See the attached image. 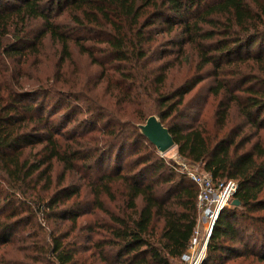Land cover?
Segmentation results:
<instances>
[{"label":"trees","instance_id":"obj_1","mask_svg":"<svg viewBox=\"0 0 264 264\" xmlns=\"http://www.w3.org/2000/svg\"><path fill=\"white\" fill-rule=\"evenodd\" d=\"M46 43L56 65L32 82L15 65ZM74 53L100 68L95 87L117 75L113 89L81 86L92 98L78 104L64 78ZM150 116L180 157L236 184L200 264H264V0H0V264L181 259L198 191L141 133ZM98 213L106 220L85 236L80 220Z\"/></svg>","mask_w":264,"mask_h":264},{"label":"rangeland","instance_id":"obj_2","mask_svg":"<svg viewBox=\"0 0 264 264\" xmlns=\"http://www.w3.org/2000/svg\"><path fill=\"white\" fill-rule=\"evenodd\" d=\"M54 50H55V47L52 44L46 43L44 47V52L40 57L31 58L26 63H18L17 65H15V69L22 70V72L26 74L25 77L32 82H35V77H40L42 81L49 80L50 74L56 65L55 63L56 56H55ZM99 73H100V68L98 66L90 64L89 60L85 56H80L76 53L73 54L72 61L65 66L64 78L68 80L70 83H74L76 85L77 89L75 91V94H77L76 98H77L78 104H83L82 101H84V99L88 95H90L92 98V93H88L87 95V93H85L84 91H81L80 88L81 86H85L86 88H92L94 84L96 83V79ZM188 73H189L188 67L184 66L174 71L172 79L175 80V82H179ZM114 77H117V75H113V79ZM113 79L110 82H107L106 79H104L102 82H100L97 85V87L95 86L94 87L98 90V92L103 91L105 89L112 90L113 88H112L111 82H114ZM200 88L194 91L188 97L190 99L189 104L192 107V110L195 112V115L197 114L200 108L202 107L204 108L203 99L206 97V91L204 90V88L203 89H200ZM109 92L111 93V91ZM71 102H74V101H71ZM97 103L99 105H104L105 101L99 100L97 101ZM61 110L62 109H60V111ZM212 110H214L213 107L208 108V112H204V115H207L206 117H210L212 115ZM75 112H77V110H75ZM78 114H79V117H83L86 114V111L84 109H80ZM154 117L155 119L157 118L156 116ZM240 123H241L240 118H238L234 113L233 114V126H236ZM207 127L209 128L212 127V122H209ZM260 138L262 139L264 143V134H262ZM256 139L257 137H254L253 142ZM161 155L165 157L166 162L173 163V164L181 163L183 159L182 157L181 159L180 156L178 155L176 147H172L168 149L166 152L162 153ZM61 177H62V167L61 165H58L55 167L54 173H52L53 184L56 183V186L54 188H56L60 184ZM51 189H52V185H51ZM107 206L113 209L114 211L118 212L119 207L121 206V203L120 201H117L116 203H113V204L107 202ZM104 220H106V217L103 213H98V217L88 216L80 220L81 226H83L84 224H88L87 226L83 227L84 235L86 236V234L89 233L88 230L90 228H93L96 225L104 222ZM47 225L49 228V224ZM96 234H94L95 238H99L101 235H103L101 231L97 232ZM204 239H205V232L201 231L200 236L197 238H193V241H196L198 246H201ZM190 255H191V251H188L181 259L172 261V264H189L191 261Z\"/></svg>","mask_w":264,"mask_h":264},{"label":"built area","instance_id":"obj_3","mask_svg":"<svg viewBox=\"0 0 264 264\" xmlns=\"http://www.w3.org/2000/svg\"><path fill=\"white\" fill-rule=\"evenodd\" d=\"M177 165L198 191L196 226L186 253L191 251L189 264H200L205 257L207 241L217 217L223 209L233 206V194L236 191V184L231 180L214 181L209 173L202 170L201 164L198 162L182 159V162ZM201 231L205 232V239L202 245L198 246L193 238L199 237Z\"/></svg>","mask_w":264,"mask_h":264},{"label":"water","instance_id":"obj_4","mask_svg":"<svg viewBox=\"0 0 264 264\" xmlns=\"http://www.w3.org/2000/svg\"><path fill=\"white\" fill-rule=\"evenodd\" d=\"M154 119V116H150L143 125H139V128L141 133L156 147L157 151L162 154L175 145L171 135L168 133L167 129L163 127L158 118L155 120L159 122L160 127H157L155 124L150 125ZM232 204L234 206L238 203L237 201H233Z\"/></svg>","mask_w":264,"mask_h":264},{"label":"bare ground","instance_id":"obj_5","mask_svg":"<svg viewBox=\"0 0 264 264\" xmlns=\"http://www.w3.org/2000/svg\"><path fill=\"white\" fill-rule=\"evenodd\" d=\"M153 124H155L157 127H160L159 123L155 119H154V121H152L150 123V125H153Z\"/></svg>","mask_w":264,"mask_h":264}]
</instances>
